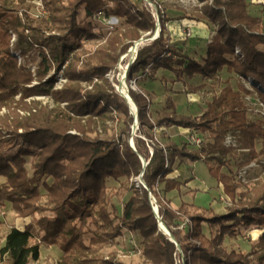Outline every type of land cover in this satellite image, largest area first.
<instances>
[{
  "label": "trees",
  "instance_id": "obj_1",
  "mask_svg": "<svg viewBox=\"0 0 264 264\" xmlns=\"http://www.w3.org/2000/svg\"><path fill=\"white\" fill-rule=\"evenodd\" d=\"M43 1L49 19L34 15L26 0H0V110L12 111L0 117V211L11 204L17 216L31 218L24 229L12 227L4 245L0 241V264H32L41 259L42 246H57L62 264H130L102 248L134 236L144 264H264V177H240L253 161L264 168V118L250 119L245 101L254 90L264 104L263 16L251 13L247 0H199L202 6L185 15L216 27L201 58L171 43L165 35L171 19L162 17L160 35L139 46L128 67V83L138 86L128 91L138 109L134 129L133 108L107 75L137 41L154 35L152 9L144 0ZM101 15L123 18L126 25L88 50L85 41L104 36L94 22ZM33 51L40 59L35 75L17 57L27 61ZM60 71L67 82L54 89ZM224 71L229 76L216 100L199 115L180 112L170 95L154 109L160 95L148 83L159 82L165 94L180 84L196 92ZM232 76L240 78L236 86ZM34 95H48L55 105L27 100ZM18 109L30 114L21 116ZM110 119L122 126L103 135L99 128L106 129ZM173 127L203 139L157 136V130ZM229 134L238 138V148L226 144ZM27 136L41 138L36 152ZM188 161L205 162L214 187L223 185L230 199L225 210L186 200L172 206L170 192L197 190L187 185L194 177L175 175ZM140 175L148 188L137 184ZM109 181L118 185L110 187ZM150 192L179 246L159 229ZM125 196L122 207L113 201ZM243 227L257 230V241L248 252L228 249L226 238L238 237Z\"/></svg>",
  "mask_w": 264,
  "mask_h": 264
},
{
  "label": "rangeland",
  "instance_id": "obj_2",
  "mask_svg": "<svg viewBox=\"0 0 264 264\" xmlns=\"http://www.w3.org/2000/svg\"><path fill=\"white\" fill-rule=\"evenodd\" d=\"M27 3H32L34 5V8L31 9V12L36 15H42L45 19H49V14L45 10L44 6V1L43 0H26ZM183 3H185L190 9L193 10L194 6L193 5H198L199 0H182ZM145 4L152 9V13L154 15V12L156 11V8L153 5H150L149 2L145 1ZM168 2L165 0H158V4L161 5L162 9H166V6ZM202 3V2H201ZM193 6V8H192ZM199 7V6H198ZM191 10V11H192ZM167 12V9H166ZM167 16V13L165 14ZM162 19V17H161ZM160 19V27L162 25ZM95 24L97 25V31H101L104 36L100 38H96L92 41H85V46L86 49L88 50H95L97 46H99L102 43H106L108 39V32L115 27H120L123 29V26L126 25L125 20L123 18H117V17H105L103 15L99 16L98 19L94 20ZM169 22V21H168ZM168 22H166V25H169ZM157 28L159 29L158 22H157ZM156 28V30H157ZM185 32V30H184ZM161 30L155 31L154 35L151 36V38H146L142 37V40L140 42V45H143L146 41L148 40H153L160 35ZM216 33V32H215ZM214 33V34H215ZM213 34V35H214ZM166 35L168 38H171L169 31L167 29ZM184 35V34H183ZM186 35L183 36L185 39ZM14 38H12V43L14 41ZM187 38H190L188 36ZM135 46V45H134ZM133 46V47H134ZM138 46V49H139ZM132 47V48H133ZM130 48L126 54H124L121 58L120 61L117 65V71L116 72H111L107 75V77L111 81H118L117 84V89L119 91V85L121 83V79L123 77V73L125 72V78H126V84L127 88L129 91V88L132 86L134 89H138V86L135 81L132 82L130 85L127 81V72H128V67L130 64L131 60H135L137 56V52L135 54H132ZM138 51V50H137ZM202 50H197L196 53L200 55ZM205 53V52H204ZM28 60L25 61V57L18 55V61L19 63L22 64H27V67L34 73L35 75V70H36V65L39 62V56L36 55V52H32L29 55ZM228 73L225 71L220 73V80L216 79L213 80L212 82H209V85H207L204 89L199 90L194 92V89H192L191 86L189 88H185L184 86L177 85L176 87L174 86V90L171 91L170 93L167 92V94L161 92V88L163 86H160L159 82H150L149 84H152L151 87L155 88V91L159 92V97L156 99V104L154 105V109L162 108L165 103V97L166 95H170L173 98V101L178 107V110L183 113H191V114H196L199 115L203 110H205L210 102H214L218 96V93L220 91L221 86L223 85V80L228 77ZM169 77V76H168ZM95 81H98L96 79ZM240 81V78L237 76H232L231 82L236 86L237 83ZM242 83H244L247 87H250L249 83L246 82L245 80L241 79ZM67 82V78L64 77L63 71H60L57 75L56 81L54 83V89H59L64 86V84ZM38 83L37 80H34L33 84ZM84 86L91 88L92 85H87L86 83H83ZM147 86V84H143ZM253 93H250L246 98L245 101L247 105L249 106V117L252 120H255L257 118H264V108L261 105V101L257 96V93L252 90ZM130 94V93H129ZM165 94V95H164ZM19 97V95H18ZM17 97V98H18ZM28 101H38L41 102L44 105H49V106H54L55 103L53 99L48 96V95H34L32 97H29L27 99ZM62 107H65V103L61 104ZM18 113L21 116L29 115L30 112L28 110H22L18 109ZM12 111L8 110L6 107H2L0 110V117L5 116V115H11ZM139 125V123H138ZM137 125V127H138ZM122 126V123L120 122L117 124V121L114 122V120L110 119L107 122V127L106 129L100 127V133L102 132L103 135L107 134H114L115 131H119ZM137 127H134L136 129ZM157 136L162 139V135H169L175 138H178L179 141H195V138L193 136H196L198 134L199 137L202 135L190 131L188 129H180V128H162L157 130ZM197 137V136H196ZM28 142H30L33 146V151L36 152L39 149V143L41 141L40 137H35V136H27L25 137ZM237 138V137H236ZM237 143L235 147H239L240 143L237 138ZM262 145L261 142L258 144V149H261ZM234 161V160H233ZM31 162L32 158H27V167L31 172ZM257 163L258 165H254L252 168H247V172L243 173L240 175L242 177L244 182L247 181H255L261 177H264V168L262 164H260L258 161H253ZM264 162V159L263 161ZM232 169L233 171L236 170L237 166L232 164ZM176 173L181 174V180H186L189 179L190 177H194L195 181L201 182L203 185H206L209 189L207 190H202V189H197L195 192H189L187 195L186 193L184 194L186 188L183 187L182 191H172L170 192L167 196L172 199V206L175 208H178L182 200H186L188 202H193L198 206H203V207H209L212 204V207L215 208L216 211H223L225 210V207L227 206L228 203H230V199L226 194L224 193L223 185L222 184H217L216 187H213L216 185L217 181L216 179L210 174L209 168L206 165L205 162L203 161H188L183 163L179 168L176 170ZM137 179V178H136ZM191 180V181H194ZM114 181H109V186H116ZM201 187V186H200ZM45 190L43 189V193ZM127 196L125 197H114L113 201L118 204L120 207H122L124 201H126ZM156 198V197H155ZM157 200V199H156ZM158 205V204H157ZM31 218L27 217H19L17 214L12 210L11 204H8L6 208H3L0 211V241L3 240L5 235L8 233V231L16 225H24V223L30 222ZM189 221V219H186ZM23 223V224H22ZM183 226H185V223H183ZM160 229V227H159ZM162 230V229H161ZM164 231V230H163ZM257 230L254 232V230L247 229V228H242L241 234H239L238 237L236 238H229L227 237L225 240V246L228 249H237L242 252H248L251 249L252 243L257 241ZM135 238V239H134ZM133 241H131V237H124L120 238L119 241H116L113 244H106L102 248V252L104 254H109L111 252H116L118 254V258L121 260L126 261L127 263L130 264H144V258L140 254V252L137 251L135 242H137V238L134 236ZM135 240V241H134ZM132 243H131V242ZM60 255L61 251H59V248L56 247H44L42 246L41 249V259L38 261L32 262V264H62L63 260H60ZM61 261V262H60Z\"/></svg>",
  "mask_w": 264,
  "mask_h": 264
},
{
  "label": "crops",
  "instance_id": "obj_3",
  "mask_svg": "<svg viewBox=\"0 0 264 264\" xmlns=\"http://www.w3.org/2000/svg\"><path fill=\"white\" fill-rule=\"evenodd\" d=\"M166 1L169 2L171 5H173V7L168 8L166 12L167 17L171 19L168 22L169 25H167V29L171 36V43L178 47L184 46L185 50L191 56L196 58H201L206 53L207 44L211 40L213 34L216 32V27L213 24L198 21L193 18H188L185 15V13L187 12V14H190V12H193L197 8L201 7L203 3L197 0L199 4L193 5L194 8L192 6L193 8L192 10L185 3H183L182 0H166ZM247 3H248V10L251 13L255 15H261L263 16L262 18H264V0H247ZM187 27H190L192 29L193 36L184 39L183 34H184V30ZM200 49L202 50V52L200 55H198L196 51ZM175 175H179V174L175 172ZM187 185L193 189H202V190L209 189L206 185H203L201 182L195 180L190 181ZM27 223H24V225L21 226L16 225L13 227L24 229ZM4 243H5V237L2 240V245H4ZM51 247L58 248L57 246H51Z\"/></svg>",
  "mask_w": 264,
  "mask_h": 264
},
{
  "label": "built area",
  "instance_id": "obj_4",
  "mask_svg": "<svg viewBox=\"0 0 264 264\" xmlns=\"http://www.w3.org/2000/svg\"><path fill=\"white\" fill-rule=\"evenodd\" d=\"M145 1L149 2L150 5H153V6L156 8V11L154 12V16H155V18H156V20H157L156 22H158V26H159V29L157 28L156 31L161 30V27H160V19H161V17H165V10H163L162 7H161V5L158 4V0H145ZM165 35H166V34H165ZM184 35H186V37H188V36L192 37V36H193L192 29H191L190 27H187V28L185 29ZM166 37H167V35H166ZM248 83H249V85H250L249 88L252 89V87H251L252 83H251V82H248ZM260 103H261L262 107L264 108V104H263L262 102H260ZM263 113H264V111H263ZM196 136H197V137H196ZM196 136H193V137L195 138L196 143H201L203 137H202V136L199 137L198 134H196ZM226 144H227V145H232V146H236V145H238L236 136H234V135H232V134H229V135L226 137ZM254 165H258V164L255 163V162H252L251 164H249L247 167H245V168L240 172V175H242L243 173H246V172L248 171L247 168H252ZM136 181H137V184H138V185H139V184H143V185L145 186V188H148L147 185L145 184V182L142 180L141 177H138V178L136 179ZM150 198H151V201H150V202H152L154 208H156V207L158 208V205H157V202H158V201L156 200V198H155V196L152 194V192H150ZM60 262H61V261H60Z\"/></svg>",
  "mask_w": 264,
  "mask_h": 264
},
{
  "label": "water",
  "instance_id": "obj_5",
  "mask_svg": "<svg viewBox=\"0 0 264 264\" xmlns=\"http://www.w3.org/2000/svg\"><path fill=\"white\" fill-rule=\"evenodd\" d=\"M141 40H142V38L139 41L136 42V44H135V46L133 48H136L137 46H139ZM132 62H133V60L130 61V64ZM119 92L127 100L129 106H131L133 108V113H134V116L136 118L135 119V123H134V127H137V125L139 123V121H138V109H137V106H135L136 104H135L134 100L132 99V97H131L130 94H128L127 96H125L120 90H119ZM130 145L132 146V148H134V150H136L135 143H134V139L133 138L130 139ZM142 161H144V164H146V161L144 159ZM142 175H143V172H142ZM142 175H140V177H142ZM154 211H155V213H156V215H157V217H158V219L160 221L159 222L160 229L163 228L162 225H161V223L164 224V227L167 229V231H164V232L170 237V239L173 242L176 243L177 246H179V244H178L177 240L175 239V237L173 236V234L170 232V230L168 229V227L166 226V224L161 220L160 216L158 215L159 214L158 208L157 207L154 208ZM162 230H164V229H162Z\"/></svg>",
  "mask_w": 264,
  "mask_h": 264
},
{
  "label": "bare ground",
  "instance_id": "obj_6",
  "mask_svg": "<svg viewBox=\"0 0 264 264\" xmlns=\"http://www.w3.org/2000/svg\"><path fill=\"white\" fill-rule=\"evenodd\" d=\"M138 50V46L136 48H132L131 52L132 54H135ZM119 90L125 95L127 96L129 94L128 92V88H127V84H126V78H125V72L123 73V77L121 79V83L119 85ZM162 229H164V231H167V229L164 227V224H162Z\"/></svg>",
  "mask_w": 264,
  "mask_h": 264
}]
</instances>
